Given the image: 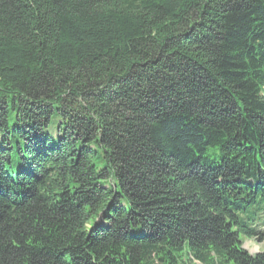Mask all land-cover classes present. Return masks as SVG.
I'll use <instances>...</instances> for the list:
<instances>
[{
    "label": "trees",
    "instance_id": "trees-1",
    "mask_svg": "<svg viewBox=\"0 0 264 264\" xmlns=\"http://www.w3.org/2000/svg\"><path fill=\"white\" fill-rule=\"evenodd\" d=\"M253 238L264 0H0V264H264Z\"/></svg>",
    "mask_w": 264,
    "mask_h": 264
},
{
    "label": "rangeland",
    "instance_id": "rangeland-1",
    "mask_svg": "<svg viewBox=\"0 0 264 264\" xmlns=\"http://www.w3.org/2000/svg\"><path fill=\"white\" fill-rule=\"evenodd\" d=\"M98 222L99 223H102L103 220L100 219ZM244 246L246 247V249L249 252H251V253L254 254V253L260 252V251H262L264 249V240L263 241H260L259 239H256V238L246 239ZM185 260H187V257H186ZM195 263L201 264L199 262H195ZM188 264H190V263H188Z\"/></svg>",
    "mask_w": 264,
    "mask_h": 264
}]
</instances>
